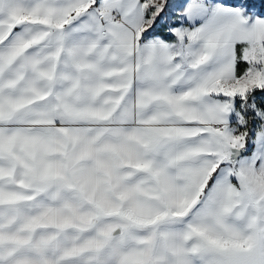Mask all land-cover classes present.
<instances>
[{"label": "snow or ice", "instance_id": "6c2138e0", "mask_svg": "<svg viewBox=\"0 0 264 264\" xmlns=\"http://www.w3.org/2000/svg\"><path fill=\"white\" fill-rule=\"evenodd\" d=\"M0 264H264V0H0Z\"/></svg>", "mask_w": 264, "mask_h": 264}]
</instances>
